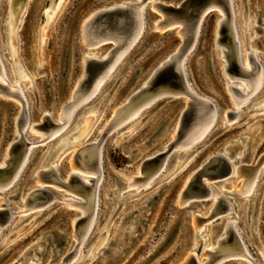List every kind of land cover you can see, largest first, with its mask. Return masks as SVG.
<instances>
[{
  "label": "rangeland",
  "instance_id": "obj_1",
  "mask_svg": "<svg viewBox=\"0 0 264 264\" xmlns=\"http://www.w3.org/2000/svg\"><path fill=\"white\" fill-rule=\"evenodd\" d=\"M127 1L134 0H23L22 4L19 0H0L1 57L11 82L21 80L13 71L16 64L27 78L21 81L25 110L29 125L37 127L31 131L29 126L24 131L26 138L39 142L48 133L39 130L44 115H50L59 124V114L70 101L85 70L84 57L87 54L102 57L114 46L113 41L112 44L105 41L94 50L88 49L82 39L81 23L96 11L115 4L124 5ZM157 1L177 6L184 0ZM151 2L146 6L144 31L111 76L77 110L62 133L57 132L61 136L56 134L34 146L20 176L8 189L0 191V209L2 204H7L14 211L25 210L19 201L36 187H49L59 196V200L46 206L15 215L0 229V264L45 256H48L47 264H56L74 248V239L64 242L56 232L70 236L73 221L83 212L64 202L74 195L49 182H39L38 172L54 165L61 179L67 180L70 172L86 178L71 163L74 148L57 147L67 137L70 143L93 144L102 136L104 179L99 208L91 233L70 264H110L109 255L121 256L120 245L133 232L143 235L142 242L131 248L120 264H182L189 251L199 244L198 238H206L205 244L213 246L218 238L226 235L230 223H234L257 262L264 264V162L257 171L252 193L243 199L233 198L243 180L236 169H244L242 165L257 166L264 154V84L241 108L236 106L228 86L241 83L229 80L224 72L216 43L217 24L223 15L219 9L209 10L202 17L184 64L192 91L215 105L212 125L192 146L168 153L163 169L148 186L136 191V186L120 184L141 176L138 172L143 162L166 152L188 103L184 94H165L153 100L133 120L106 133L114 111L144 87L153 71L182 42L176 32L178 26L154 27L163 16L152 8ZM20 6V13L11 24ZM231 9L244 60L247 52H253L264 69V0H232ZM22 109L16 98L0 94V162L17 137L16 122ZM230 111L235 116L229 117ZM225 153L232 155L231 174L206 183L212 188L213 196H222L230 208L197 227L195 218L211 214L215 198L192 197L186 203L179 198L200 168ZM200 227L201 230H195ZM61 250L62 254H58ZM205 258L201 257V263ZM221 264L250 263L243 258H228Z\"/></svg>",
  "mask_w": 264,
  "mask_h": 264
},
{
  "label": "bare ground",
  "instance_id": "obj_2",
  "mask_svg": "<svg viewBox=\"0 0 264 264\" xmlns=\"http://www.w3.org/2000/svg\"><path fill=\"white\" fill-rule=\"evenodd\" d=\"M19 1L21 4L23 3V0H19ZM148 1L149 0L127 1V2H124V5L115 4L110 7L112 8V7H117V6H125V4H129V3L134 4L133 8L136 13V18H137L138 23H137L136 29L133 32V34L128 39H126L124 43H122V41L118 37L116 38L103 37L101 34L86 35V33L83 31L85 29L82 30V34H81L82 39L84 43L86 44V46L88 47V49L94 50L96 49L97 46H99V44L105 41L107 42L109 40L111 42L113 41L114 46L111 50L105 52L104 55L102 54L103 55L102 57L91 56L90 54H87L84 57L85 67H86V60L88 57H94L96 59L106 60L107 64L104 70H102L99 73L98 77L92 84L91 88H89L88 90L82 91L81 89L79 90L78 89L79 87L77 86L75 92L71 96L70 101L62 108L61 113L59 114V124L55 123L56 126L51 129L44 130L42 129V127L39 128V130L48 132L42 135L41 141L48 140L54 137L56 134H59V136H61L60 135L62 133L61 131L72 121L77 110L83 104L87 103L98 92L99 88L105 83V81L111 76V74L113 73L117 65L121 62L124 56L129 52L131 47L134 45V43L137 41V39L139 38V36L142 34V32L145 29V26H146L145 12H146V6H147ZM160 4H163V3L157 0H152L151 2L152 8L160 12L164 20L165 12L164 10L160 8L159 6ZM213 7L216 9H219L223 13V15L218 20V24H217L218 25V30H217L218 36L220 37V29L223 23L225 22L228 23L230 27L232 45L230 43L228 44L220 43L217 40L219 37H217L216 43L220 50V53H221L220 56L224 63L223 68H224L226 77H228L229 80H232V81L237 80L238 82L241 83V85H234L231 83L228 86V89L231 92V96L233 98L234 103L236 104V106H239L241 108L242 105L247 103L262 88L264 84V69L261 63L259 62L257 56L253 52H247L246 60H244L243 50H242V41L239 36V31L237 28L233 10L231 9L230 14H229V12H226L224 8L219 5L212 6V8ZM20 10H21V6L17 10L16 14L13 13L14 15H13L11 24L15 22V19L19 15ZM94 15H91L88 19H86L83 22V24L89 26L93 18L92 16ZM163 20H160V21H163ZM160 21H158L154 25L155 28H166V27H169L170 25L178 26L177 27L178 31L176 32L182 37V42L180 46H183L182 44L184 43V40H185L186 31L182 27V24L180 22L160 24ZM83 24L81 23V25ZM175 24H180V26L175 25ZM175 54L176 53L174 52V54L168 55L166 59L164 60V62L160 64V66H162L165 63V61L170 60ZM186 54L187 52L178 59L180 68L183 71L185 82H186V78H185V73H184L185 72L184 64H185ZM233 57H235V60L239 64L240 69L242 70L241 72L232 71L230 64H231V60L234 59ZM13 71L15 73V76L21 79L20 81H16V82L10 81L9 76L7 74L6 67L3 62V59L1 57V50H0V85L5 86V88L7 89V90H2L0 88V94H3L7 97L16 98L21 104H23L22 103L23 100L21 99L25 98L24 97L25 92L21 85V81L27 80V78L25 77L23 71L18 68L17 64L14 66ZM148 84L149 83L146 82L144 84V87H148ZM188 87L192 92L191 86L188 85ZM234 88H236V90ZM172 92L174 93L175 96L178 94H184L188 97V103L191 101L189 98V95L185 91H181V90L172 91L166 87L164 89H161L155 92L150 91L149 93L145 95L143 94L144 96L143 95L139 96V93L137 91L133 95L128 97L125 103L114 111L113 117L107 124L106 133H109L115 129H118L119 127L125 125L127 122L136 118L141 112V110L146 108L156 98L160 96H165V94L171 95L173 94ZM188 103L185 106V109L187 108ZM214 106L215 105L212 102V111L210 113L208 112L207 114H205L204 119L201 120L197 125H195L194 129H192L191 132L187 133L184 137L180 138L177 142H175L172 146L171 151L177 148L190 147L196 142H198L203 136H205L206 132L208 131V129L210 128V126L212 125L214 121V117H213ZM29 124L30 123L28 121L22 129H17V137H20L21 132L25 133L24 131H26L29 126H30L31 131H35L37 129V127L34 124L33 125H29ZM57 132H61V133H57ZM26 139L28 140L29 144L24 146V149L22 151V154L19 156V159L12 162V157L9 153V149H7V152L3 160L0 162V169H4V172L0 173V191L8 189L14 183V181L20 176L23 168L25 167L27 163V160L29 158V155L32 149L34 148V146H36L37 144L41 142V141L33 142L29 140L28 138ZM102 139H103V136L96 143H93V144L83 143L82 144L81 142L70 143L69 138L67 137L59 145L60 147H65L66 149L74 148V150L72 151V156L70 160H71V163L74 165V168H78V171L80 170L81 172H83V174L87 175L86 178H83L81 176L80 178L84 185H88V187L91 188L88 192H85V191L83 192V190L78 189V187L74 183H72L71 176L72 174L76 172H70L67 180L61 179L59 176L58 179L51 178L52 181L44 180L40 175V171L38 172L39 182H49L55 186H58L59 188H63L67 192L74 195V197L65 198L64 202L66 204H69L70 206H74L82 210L83 214L78 216L77 218L85 217L89 220L91 219V225L89 227L90 230L93 228L95 224L96 214L99 208V194H100L99 186H101V183L103 182V179H104L103 166H102V161H101V154H102V146H101L102 141L101 140ZM88 150H91L94 154L99 156V163L97 166L88 165L83 159V154ZM167 158L168 157H165L164 160H159V162H157L155 166H153V168L151 169H148V168L140 169L138 174H140L141 176L133 177L132 180L130 179L131 181L126 184L127 187L136 186L135 190L140 191V189H142L143 187L148 186L151 183V181L154 178H156L157 175H159V173L161 172V170L163 169L167 161ZM263 162H264V157H262L258 165L253 168H249L248 170L241 169V168L236 169V173L238 177L243 179L241 182L242 184L240 188L238 189L237 192H235V195L237 197L244 198L252 193L253 186L257 178V171ZM51 167L54 168V170L57 172V169L54 165H51ZM49 168H50V165L44 169L48 170ZM233 172L235 171L233 170ZM92 180H96V183L98 185L97 188H94ZM209 190L210 191L207 196H211L215 198L216 200L215 206L213 210L211 211V214H209L206 218H202V219L198 217L195 218L197 227L200 225H203L205 222H208L209 220L214 218L216 215L227 212L230 208L229 203L226 199H224L222 196H215V195L213 196V191L211 187H209ZM184 192L185 191H183V193L181 194L179 198L182 203H186L187 200L190 199L186 197L187 195L185 196ZM31 197H33L32 191L29 192L27 197L23 199V203H24L23 205L25 207V210L16 211L17 215L22 214L24 212H29L37 206H43L42 204L28 206L27 202H28V199ZM222 200H225L228 204L226 210L224 211L221 210V207H220V203ZM0 227H1V224H0ZM230 227L234 229L235 236L230 235L229 228H228L227 233H225L226 235H224L221 238H218L213 246L210 244H205L206 238L205 239L203 237L198 238V240L196 241L199 244H196L194 248L189 251L187 257L185 258L182 264H187V260L190 256H195L200 264H220L222 263V261L228 258H243V259L248 260L250 264H261L257 262L253 254H251V252L249 251V248L245 240L242 238L241 234L235 228L234 223H230ZM195 230H201V227L200 229L195 228ZM198 236H199V233L196 234V237ZM262 254L264 256V251H262ZM202 256H206V258L201 263L200 259ZM68 264H70V262Z\"/></svg>",
  "mask_w": 264,
  "mask_h": 264
},
{
  "label": "water",
  "instance_id": "obj_3",
  "mask_svg": "<svg viewBox=\"0 0 264 264\" xmlns=\"http://www.w3.org/2000/svg\"><path fill=\"white\" fill-rule=\"evenodd\" d=\"M231 2L232 0H184L177 6L166 3L159 5L160 8L165 12L164 20L160 21V24L180 22L182 24V27L186 31L185 40L182 44L183 46L179 45L177 47L178 49H175L174 52L176 54L170 60L165 61L162 66L159 65L153 71V74L147 80V82L149 83L148 87L139 88L138 93L139 96H141L143 94L145 95L149 93L150 91L155 92L166 87L172 91H185L189 95L191 101L188 103L187 108H184L181 112L176 135L174 136L173 141L169 144L166 152L159 155L158 157L151 158L143 162V164L141 165V169H151L157 162H159V160H164L167 154L171 152L173 144L180 138L184 137L187 133L191 132L192 129H194L195 125H197L201 120L204 119V115L212 111V102L208 98L200 96L194 91L191 92V90L189 89L188 85L186 84V82L189 83L187 80L186 72H184L186 78L185 82L183 71L180 68L178 59L186 52L188 54L189 50L194 44L200 21L205 13L209 10L216 9L214 7L212 8V6L219 5L230 14ZM133 5L134 4L129 3L125 4V6H117L107 9H101L98 12L96 11L97 13L94 12L92 14L95 15L92 16L93 18L89 26L83 24L81 26V29H85L83 31L86 33V35L101 34L103 37H118L122 41V43H124L126 39H128L133 34L138 23ZM217 40L220 43H230L232 45V37L228 23L225 22L221 26L220 37ZM106 43L112 44L111 41H107ZM174 52L172 54H174ZM233 58V60L230 59V66L232 68V71L241 72L242 70L240 69L239 64L235 60V57ZM106 64V60L88 57L86 60L85 70L78 85V89L85 91L91 88L99 73L104 70ZM0 88L2 90H7L5 86L2 85H0ZM234 89L236 90V88ZM169 96L175 95L173 93ZM21 100H23V109L22 112L19 113L17 118V129H22L28 122V117L25 110L26 102L23 98ZM228 116H235V113L230 111L228 112ZM42 118V129H51L56 126L50 115H44ZM28 144L29 142L25 137V133L21 132L20 137H15V139L9 146L10 148L8 147L9 153L12 157V162L19 159L24 146ZM59 148L60 146L57 147V149ZM48 157H50V155ZM226 157H228V159ZM262 157H264V154ZM230 158H232V155L230 153H225L224 156L213 157L208 164L200 168L198 172H196L195 175L192 176V178L188 182V185L184 189L185 196L187 195V198H192L193 196H195V199H200L198 198L199 196H203L202 198H205V196H207L210 191L209 185H207L206 180L221 178L223 176L231 174V163L229 162ZM83 159L88 165L97 166L99 163V156L94 154L91 150H88L83 154ZM243 167L244 169L248 170L251 166L242 165V168ZM2 172H4V169H0V173ZM40 175L46 181H52L53 178H59L58 173L54 170V168L51 167V165L48 170L41 168ZM71 179L72 183H74L78 187V189L83 190V192H88L91 189L90 187H88V185L83 184L79 174H72ZM229 179H231V177ZM229 179H227L226 181H228ZM92 183L94 188H97L98 185L96 183V180H92ZM120 184L126 186V182L120 181ZM32 193L33 197L28 199V206L38 204L46 206L47 204L55 200H59V196L55 192H53V190L46 186L34 188L32 190ZM234 199L238 200L243 198L235 196ZM19 204H24L23 200H20ZM227 205V202L225 200H222L220 203L221 210H226ZM35 213L37 212H34L32 214ZM15 215H17L16 211L9 208L7 204H2L0 209V229L5 228V226H7L9 222H11ZM198 218L202 219L201 217ZM90 225L91 219L89 220L85 217H81L74 220L72 224L73 230L70 236L62 234L61 232H56V235L62 238L64 242L69 243L71 242V239H74L76 241L74 248L66 252L61 260L56 264H68L69 262H71L72 258L78 254L79 247L87 240L89 234L91 233L92 229H89ZM229 233L230 235L235 236V232L232 227H229ZM126 236H129L128 241L124 245H120L119 248V253L121 256L116 257L110 254L108 257L110 264H120L122 258L130 252L131 248L142 242L143 239V235H134V232L132 234H127ZM173 242H171V245L173 244ZM58 254H62V250L59 251ZM47 260L48 256L43 257V259L31 257V259H27L25 261L17 260L13 264H47ZM187 264L200 263L195 256H190L187 260Z\"/></svg>",
  "mask_w": 264,
  "mask_h": 264
}]
</instances>
